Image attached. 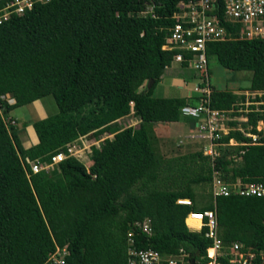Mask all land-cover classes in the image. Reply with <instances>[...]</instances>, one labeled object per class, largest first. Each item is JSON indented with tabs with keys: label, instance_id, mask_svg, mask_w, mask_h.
<instances>
[{
	"label": "trees",
	"instance_id": "1",
	"mask_svg": "<svg viewBox=\"0 0 264 264\" xmlns=\"http://www.w3.org/2000/svg\"><path fill=\"white\" fill-rule=\"evenodd\" d=\"M180 1L188 0H48L0 22V264H48L56 247L66 250L61 264H125L129 230L139 248L206 264V227L190 230L184 222L204 210L214 212L225 253L237 242L264 255V195L211 193L214 173L228 183L264 182V136L247 144L250 138L232 129L219 142L236 144L220 146L213 159L200 150L165 157L148 130L152 122L178 121L180 106L192 103L152 95L170 64L172 52L161 45ZM213 14L226 39L206 42V56L249 71L242 90L261 92L254 100L264 101V39H239L240 26L223 19L220 0ZM46 95L57 111L32 123L37 143L24 148L1 113ZM243 100L211 86L208 106L227 110ZM131 110L139 122L119 127L116 120ZM246 116L241 125L255 132L260 115ZM104 132L112 137L90 146L87 169L69 156L47 173L30 172L27 160ZM184 198L190 203L176 202ZM144 219L149 234L134 226ZM227 257L217 261L228 264Z\"/></svg>",
	"mask_w": 264,
	"mask_h": 264
},
{
	"label": "built area",
	"instance_id": "2",
	"mask_svg": "<svg viewBox=\"0 0 264 264\" xmlns=\"http://www.w3.org/2000/svg\"><path fill=\"white\" fill-rule=\"evenodd\" d=\"M48 0H7L0 7V22L6 20L10 14H21L30 9L35 2H46ZM222 15L225 21L238 24L239 39H264V0H220ZM215 0H188L178 2L176 11L172 17L175 19L169 33L165 36L161 45L162 50L171 51V62L191 68L198 72L197 81L191 88V98H195L192 103H185L180 106L179 112L184 116H190L197 120V128L206 134L208 146L202 150L204 155L213 159L218 155V148L223 145L236 144L233 139H228L226 143L219 142L222 135L229 130H239L244 136L250 138L247 144L258 143L260 136H264V104L263 100H254L255 96H260L261 92H245L244 100L237 102L227 110L212 109L208 106L211 93V84L208 79L207 56L205 44L210 41H220L226 39V32L218 19L213 14ZM170 65V64H169ZM167 65V66H169ZM165 66V67H167ZM252 96L250 100L248 98ZM246 96V98H245ZM256 112L260 118L254 125L255 132H250V126L243 127L241 124L247 121L246 114ZM229 122H236L235 126H230ZM10 124L13 121L10 120ZM86 135L77 138L60 146L48 158L40 160H27L31 173L49 172L56 164L66 157L80 158L78 151L82 149L79 145ZM101 137L92 139L95 142H102ZM97 145V144H96ZM94 145V146H96ZM91 143L88 144V147ZM211 193L213 196H228L236 194L240 196H262L264 195V182H241L236 179L228 183L223 181L217 173H214L211 180ZM177 203L189 204V200L177 199ZM187 216H192L197 220L199 227H206L204 237L211 240V246L206 250V256L210 259L206 264H220L217 261L219 256L228 255V264H264L263 253H254L249 250H241V245L232 242L227 247V252L223 251V245L216 233V223L213 210H204L200 213L189 212ZM134 226L142 232L149 234L150 227L147 219L135 222ZM133 231L126 233V258L125 264H187L183 260V254L162 255L152 248H139L132 235ZM211 253H208V250ZM66 254L64 247L58 248L49 254L48 264H61Z\"/></svg>",
	"mask_w": 264,
	"mask_h": 264
},
{
	"label": "rangeland",
	"instance_id": "3",
	"mask_svg": "<svg viewBox=\"0 0 264 264\" xmlns=\"http://www.w3.org/2000/svg\"><path fill=\"white\" fill-rule=\"evenodd\" d=\"M147 10H150V6L147 7ZM172 65H175V64L172 63ZM207 70H208L209 82L211 86L215 87L216 89L237 91L238 89L246 88L250 81L251 73L249 71H231V70L225 69L221 67L217 63L215 57L211 55L207 56ZM193 72H195V74L196 73L198 74V72L192 70L191 68H186L187 74L189 73L193 74ZM195 78L196 79L194 80L193 79L187 80L186 83L182 85L181 89H179L176 85L171 84V81L167 78V76L162 75V78H160V83L158 82L154 86L152 90V95L155 97H178L180 95H183L184 91H186L187 89H191L193 87V85L197 81V76ZM243 91L248 92L247 90H243ZM243 91L239 93H245ZM245 94H248V93H245ZM248 98H250L251 100L253 97L249 95ZM38 100H39V104H41V107L43 109L42 111L35 110V107L38 106L37 103H34V104L27 103L23 108H18V110L14 112V117H15L14 119L16 120V123L13 126L14 127L13 131L18 135L17 137H19V142L21 145H22V142H25V140L28 139V137L25 135L26 133L25 134L23 133V131H25L26 129L23 127V125H25L27 120L29 121L26 124L30 123L31 125L34 121L47 117L51 114H54L57 111V108L55 106V103L51 95L43 96L39 98ZM11 101L12 99L8 98V102H11ZM189 101L194 102L195 98H191V100ZM132 117H133V114H130L126 118L121 119V121L117 123L118 126L119 127H126L128 125L136 126L137 123L135 124L134 121L133 122L131 121ZM3 118H4L3 119L4 122L7 124V127H9L8 124L10 123L11 119L7 120L5 119V117ZM21 118L23 119L21 120ZM187 119H194V118L180 114L179 121L183 122L182 125L181 123H179L180 125H168V126H165V125L154 126L153 124L150 125V128L148 130L151 133V136L155 139V143L156 141H157V144L158 142H160V145H162L163 143V145H166L165 146L166 148L168 145L170 146V150L165 151V152L164 150H162L163 156L170 157V156H173L174 154L180 153V151H177V147L180 148L181 150L187 149L189 148V145H191L190 141L192 140L194 142H197L200 147L202 146V144L206 145L208 143V140L206 139V134L203 131L198 132L197 128H195V131H194L195 137L192 140H190L188 136V132L185 127L186 125L184 124L186 123ZM20 122H21V125H20ZM166 129L167 131H170V134L167 135V138H166L167 141L169 140V143L167 144L164 143V140L162 139L164 132L166 133ZM27 130H28L29 136L32 138L33 133L31 129L27 128ZM105 135H106L105 132L101 134L99 136L101 137L100 140L103 139V137L110 138L112 136V134H110L111 136L110 135L105 136ZM177 140L181 142V144L177 145L176 144ZM92 142L93 140L90 137H88V135H86L82 143L80 144L82 149L78 151V154L81 156V159H83L84 154L89 152L90 147H88V144L91 143L92 145ZM99 143L100 142L96 141L94 145L96 144L98 145ZM208 253L210 254V249L208 250Z\"/></svg>",
	"mask_w": 264,
	"mask_h": 264
},
{
	"label": "crops",
	"instance_id": "4",
	"mask_svg": "<svg viewBox=\"0 0 264 264\" xmlns=\"http://www.w3.org/2000/svg\"><path fill=\"white\" fill-rule=\"evenodd\" d=\"M172 63H174L175 65H172ZM197 74V73H196ZM195 74V72H193V74H191V73H189V74H187L186 73V67H184V66H182V65H180V64H177V63H175V62H171L170 63V65L169 66H167V67H164V71H163V74L162 75H164V76H167V78L171 81V84L172 85H176L179 89H181V87H182V85H184L185 83H186V81L187 80H194V79H196L195 77L198 75H196ZM162 75H161V77L160 78H162ZM159 83H160V80L158 81ZM157 82V83H158ZM243 91L242 89H238L237 91H232L233 93H236V94H243V93H239V92H241V91ZM243 92H245V91H243ZM191 94V89H187L186 91H184V94L183 95H180V96H178V97H186L187 99H186V102H188L189 100H191V99H188V97L189 98H191L189 95ZM170 98V97H169ZM13 102V99H12V101L11 102H9V103H12ZM34 104V103H37V105L38 106H36L35 107V110H37V111H42L43 109H42V107H41V104H39V100L38 99H35V100H33V101H31L30 103H28V104ZM26 104H24V105H21V106H18V107H15V108H13V109H11V110H9L8 112H6V113H1V116H2V118L3 117H5V119H11L12 121H13V124L12 125H10V126H12V130L14 129V125H15V123H16V120L14 119L15 117H14V112L16 111V110H18V108H23L24 106H25ZM24 113V112H23ZM130 114H133V112H132V110H131V112L128 114V115H130ZM10 115V116H9ZM128 115H126V116H123V117H121V118H118L117 120H116V123H119V121H121V119H123V118H126ZM4 119V118H3ZM23 118H21V120H22ZM42 119V118H41ZM29 120H27V122H28ZM131 121L133 122L134 121V123L136 124V123H138L139 122V120H138V118L133 114V117H132V119H131ZM22 122V121H21ZM21 122H20V125H21ZM26 122V121H25ZM26 122V123H27ZM25 123V125H23V127L24 128H26L25 129V131H23V133L28 137V139H26L25 140V142H22V146L24 147V148H26V147H29L30 145H33V144H35V143H37V137H36V135H35V132H34V130H33V128H32V124L30 125V123L29 124H26ZM179 123H181V125H182V123L183 122H181V121H168V122H160V121H157V122H152L151 124H153L154 126H160V125H165V126H168V125H180ZM186 126V130H187V132H188V136H189V138H190V140H192L194 137H195V135H194V131H195V128H197V120L194 118V119H187V121H186V123H184ZM134 125V124H133ZM128 126H131V125H128ZM135 126V125H134ZM24 128H23V130H24ZM27 128H29V129H31V131H32V133H33V138H31L30 136H29V134H28V130H27ZM198 129V128H197ZM163 131H165V130H163ZM198 132H200V130L198 129L197 130ZM106 133V135L105 136H109L110 135V133H108V132H105ZM170 134V131H167V129H166V133L164 132V134H163V137H162V139L164 140V143H169V140L167 141L166 140V138H167V135H169ZM17 135V134H16ZM18 136V135H17ZM111 136V135H110ZM112 137V136H111ZM110 137V138H111ZM106 137H103V139H105ZM108 138V137H107ZM18 139H19V137H18ZM155 140V139H154ZM100 143H101V141H100ZM176 144L177 145H179V144H181V142H179L178 140L176 141ZM190 144L191 145H189V148H187V149H180V148H178L177 147V151H180V153H178V154H183V153H186V152H191V151H196V150H200V151H202L203 149H206L207 148V146H208V143L206 144V145H203L202 144V146L200 147L199 145H198V143L197 142H194L193 140L192 141H190ZM99 145V144H98ZM98 145H96L95 147H98ZM166 145H163V143H162V145H160V142H158V144H157V141H156V143H154V147L161 153V154H163V152H162V150H164V152L165 151H168V150H170V146L168 145L167 146V148L165 147ZM79 147H81L80 145H79ZM178 154H174L173 156H175V155H178ZM165 157H169V156H165ZM78 161H80L83 165H84V167L87 169L88 167H89V165L91 164V160H90V148H89V152H87L86 154H84V157H83V159H81V156H80V158L78 159ZM187 217V216H186ZM186 217H185V219H186ZM185 219H184V222H185ZM186 224V223H185ZM186 226L190 229V230H195V231H198L199 229H200V227H199V225L197 224V225H191V226H188L187 224H186Z\"/></svg>",
	"mask_w": 264,
	"mask_h": 264
},
{
	"label": "water",
	"instance_id": "5",
	"mask_svg": "<svg viewBox=\"0 0 264 264\" xmlns=\"http://www.w3.org/2000/svg\"><path fill=\"white\" fill-rule=\"evenodd\" d=\"M151 83H152V80L151 79L147 80V82H146V88H148L151 85ZM189 264H195V263L193 261H190Z\"/></svg>",
	"mask_w": 264,
	"mask_h": 264
},
{
	"label": "bare ground",
	"instance_id": "6",
	"mask_svg": "<svg viewBox=\"0 0 264 264\" xmlns=\"http://www.w3.org/2000/svg\"><path fill=\"white\" fill-rule=\"evenodd\" d=\"M187 218H191L192 220L197 221V220L194 219L192 216H187L186 219H185V223H186ZM186 224H187V223H186ZM187 225H188V224H187ZM188 226H189V225H188ZM210 253H211V250H210Z\"/></svg>",
	"mask_w": 264,
	"mask_h": 264
}]
</instances>
